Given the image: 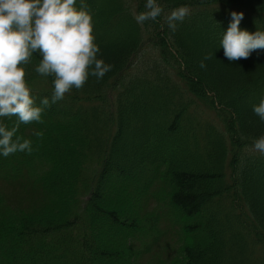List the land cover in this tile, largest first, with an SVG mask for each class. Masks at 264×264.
Returning a JSON list of instances; mask_svg holds the SVG:
<instances>
[{
    "label": "trees",
    "instance_id": "16d2710c",
    "mask_svg": "<svg viewBox=\"0 0 264 264\" xmlns=\"http://www.w3.org/2000/svg\"><path fill=\"white\" fill-rule=\"evenodd\" d=\"M145 3L77 0L113 67L63 99L51 102L38 53L25 65L30 94L50 103L17 129L32 151L0 156V264H264V251L246 254L264 249V161L250 152L264 134L253 111L264 50L229 61L219 47L232 10L244 12L240 27L264 29V0H159L162 15L140 24ZM180 5L190 15L173 31L164 16ZM226 178L234 193L224 201Z\"/></svg>",
    "mask_w": 264,
    "mask_h": 264
},
{
    "label": "clouds",
    "instance_id": "9594fccd",
    "mask_svg": "<svg viewBox=\"0 0 264 264\" xmlns=\"http://www.w3.org/2000/svg\"><path fill=\"white\" fill-rule=\"evenodd\" d=\"M83 4V0H81ZM145 11L134 14L140 24L155 20L164 12L159 0H146ZM187 5L172 8L164 19L173 31L178 22L190 15ZM223 30L219 47L229 61L248 58L255 50H264V29L249 31L240 27L243 11L232 10ZM92 13L77 0H0V118L17 117L16 126L8 128L0 122V156L17 151H32V141L16 136L20 123L40 121L44 97L38 105L25 79V65L34 53L41 57L35 71L51 76V102L63 99L73 88L83 87L89 76L101 79L113 65L98 55ZM205 56L200 67L206 68ZM253 111L264 121V97L253 105ZM42 136L41 131L34 133ZM15 137V138H14ZM254 149L264 154V134L253 141Z\"/></svg>",
    "mask_w": 264,
    "mask_h": 264
},
{
    "label": "rangeland",
    "instance_id": "374dc122",
    "mask_svg": "<svg viewBox=\"0 0 264 264\" xmlns=\"http://www.w3.org/2000/svg\"><path fill=\"white\" fill-rule=\"evenodd\" d=\"M157 59H158V54H157V50L155 49V50L152 52V54H151L149 60H150V62H154V61H156ZM198 98H199V97H198ZM199 99H201V98H199ZM199 99L196 98V101H195V108H196L197 115H198L200 118L205 117V120H207V119H208V116H209V113H210L209 110H208V108H209L208 103H207L205 100L201 99V100L204 102V103H203V102H202L201 100H199ZM206 105L208 106V108H207ZM214 125H215V129H217V130L222 134V132L219 130V128H220V127H219V124L214 123ZM209 135L211 136V134H209ZM209 135L206 136V139L210 137ZM222 135H223V134H222ZM224 140L226 141L227 139L225 138ZM221 141H222V140H221ZM229 144H231V143L228 141L225 145H229ZM191 145H192L194 148H197V147H198V143H197V141L194 140V139L191 140ZM223 145H224V143H223ZM225 145H224V146H225ZM225 148H226L228 154L231 155V154H232V153H231V149L228 148V147H226V146H225ZM227 169H230V167H227ZM227 179H230V178H227ZM227 189H228L227 194H224V195H223V196H225V197L230 196V195H232V194L234 193V190H233L232 187H228ZM177 246H178L177 237L174 236V237L171 239V242H170V250H169V253L173 254V252L175 251V248H174V247H177ZM164 255H166V254L164 253ZM162 258L164 259V256H162Z\"/></svg>",
    "mask_w": 264,
    "mask_h": 264
}]
</instances>
